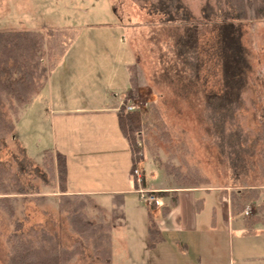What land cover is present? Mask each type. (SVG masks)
I'll list each match as a JSON object with an SVG mask.
<instances>
[{
  "label": "rangeland",
  "instance_id": "374dc122",
  "mask_svg": "<svg viewBox=\"0 0 264 264\" xmlns=\"http://www.w3.org/2000/svg\"><path fill=\"white\" fill-rule=\"evenodd\" d=\"M159 1L0 0V30L43 31L42 63L46 78L50 69L53 71L41 90L20 109L18 119L9 114L15 120L13 131L6 134L0 147V156L7 165L13 171L22 166L21 178L39 191L12 199L15 217L21 219L26 230L45 226L67 247L80 239L67 217L69 203L60 188L54 153L45 162L47 153L56 151V134L60 140L62 131L59 120L56 122L58 117L54 121L47 111L50 109L48 94L62 90L65 97L61 100L69 107L99 106L104 101L120 106L123 94L130 89L128 69L139 84V96L128 103L135 105L134 110L143 117L145 125L144 139L140 140L143 160L135 162L144 170L148 184L159 186L163 182L165 186L180 188L169 173L170 168L179 166L182 174L192 179H196L195 173H198L204 181L198 187H227L238 196L232 201L234 207L241 206L242 210H248V216L264 219L261 194L264 187H249L264 184V142L260 140L263 130L259 120L264 108V20L254 15L252 0H245L250 16L242 24L243 41L250 49L255 47L254 71L242 92V105L235 109L231 119L219 125L223 128L221 131L210 114L211 109L206 107L205 94L221 92L222 70L212 46L214 23L229 11L230 5L226 0H181L200 29L197 55L193 51L186 54L189 64L200 62V76L197 85L188 90L165 79L166 68L173 64L182 67L183 60L174 50V31L180 33L182 26H166L161 22L163 15L151 9ZM207 5L215 13L206 20L203 9ZM50 27L59 30H49ZM67 44L71 46L66 48ZM189 64L185 74L191 76L195 70ZM72 117H76L70 118L77 122L76 126H65V129L78 127L79 121L90 116ZM161 121L167 125L170 140L160 137L161 131L156 126ZM235 131L242 136L240 144ZM242 148L244 166L234 160L236 149ZM135 194L144 206L152 207ZM200 195L207 197L201 217L204 226L200 233L190 235L193 245L199 244L204 258L210 257L209 261L219 264H241L248 257V264L256 263L260 252H264V230H261L264 225L254 223L241 211L236 216L237 207L229 212L225 192L221 189ZM78 201L84 202L82 210L90 221L108 223L103 219V212L92 208L88 197L80 196ZM13 226L14 219L0 207V264H5L7 237ZM139 233L131 236L135 245L140 244L136 239ZM114 242L116 258L127 257L125 236L117 233ZM92 252L89 248L85 255H78L67 264H106L91 260ZM137 255L139 252L132 250L127 263L157 264L154 252L144 258ZM172 255L166 254L167 257Z\"/></svg>",
  "mask_w": 264,
  "mask_h": 264
},
{
  "label": "trees",
  "instance_id": "16d2710c",
  "mask_svg": "<svg viewBox=\"0 0 264 264\" xmlns=\"http://www.w3.org/2000/svg\"><path fill=\"white\" fill-rule=\"evenodd\" d=\"M226 2L230 5V9L221 14V19L214 23L215 39L212 43L214 54L222 70L221 92L210 91L205 94L206 107L211 109L210 114L215 118L216 127L221 131L223 128L219 125L223 124L226 119H231L235 109L242 105V92L245 90L250 74L254 71V54L243 41L242 24L249 19L250 11L246 7L245 0H226ZM252 3L254 15L258 19L264 20V0H252ZM151 9L163 15L161 22L164 25L176 24L178 28L182 26L180 33L174 31L176 34L174 50L176 55L183 60L182 67L179 68L173 64L166 68L165 79L177 82L184 89L192 90L199 80L201 64L199 61H191L189 64L186 54L193 51L197 55L195 50L199 47L200 41L198 23L193 22V15L181 0H160ZM214 13V9L209 5L203 9V16L206 20L210 19L211 14ZM49 30L57 31L59 29L50 27ZM44 41L45 34L41 30H0V147L6 134L13 131L15 120L12 117L15 116L18 119L20 109L26 106L44 85L46 79V68L42 63ZM187 64L193 66L195 70L191 76L185 74ZM130 82V90L118 111L119 124L123 134L129 138L136 158L143 160L142 146L139 144L140 140L144 139L143 117L138 111H127L125 107L126 103L139 96V84L132 74ZM220 113L222 115L218 117ZM259 115L263 130L260 140L262 139L264 142V108ZM221 121L222 123H219ZM156 127L161 131V138L170 140V133L166 130L167 125L164 121H161ZM235 134L236 140L240 144L242 136L239 131H235ZM225 137L227 136L225 135ZM236 150L237 155L234 160L244 166V149ZM50 154V152L47 153L45 162L48 161ZM19 167V170L13 171L0 156V207L14 219V226L7 237L8 250L5 264H67L76 256L85 255L89 248H92L93 251L90 256L91 260L110 263L112 226L103 221L98 223L90 221L82 210L85 207L84 202L78 201L80 196L66 193L67 164L65 157L57 156V174L61 184L60 188L64 193L63 196H66V201L69 203L67 217L72 229L80 237L71 247L63 245L58 236L45 226H32L26 230L21 219L15 217L16 211L12 205V199L18 195L26 196L39 193L37 189L21 178L20 174L23 170H21L22 166ZM169 173L180 188L198 187L204 182L199 178L198 173H195L196 179L182 174L179 166L170 168ZM235 186L238 185L235 183ZM263 186L264 184L249 185L253 188ZM163 194L165 192H157L158 196ZM235 196L234 193L233 200ZM250 198L253 199L254 196L251 195ZM199 203L202 205V201ZM167 211L168 208L165 207L164 212ZM148 232L151 246L156 245L162 239L152 214L149 215Z\"/></svg>",
  "mask_w": 264,
  "mask_h": 264
},
{
  "label": "crops",
  "instance_id": "0c3cea01",
  "mask_svg": "<svg viewBox=\"0 0 264 264\" xmlns=\"http://www.w3.org/2000/svg\"><path fill=\"white\" fill-rule=\"evenodd\" d=\"M70 46L67 44L65 47ZM247 47L250 49L249 46ZM254 49L255 47L250 49L253 54L255 53ZM52 73L53 71L50 69L44 84ZM128 73V86H130L131 69L130 71L128 69ZM127 92L123 94L122 103ZM114 95L117 96L118 94L114 93ZM48 97L50 100L47 107L50 109L47 111L50 112L54 121L58 117L56 122L59 120V128L62 130L59 132L60 140L56 134V151L50 153H54L55 159L58 155H63L66 159V193L88 197L93 203L92 208L103 212L104 221L112 226L110 231L112 239L111 264H128L127 258L131 257L132 250L138 251L139 255L137 256H141L140 258L154 252L158 257L157 264H215L217 261H209L210 257L204 258L201 249H199V244L193 245V240L190 237L191 234L200 233L204 226L201 217L206 208L207 197L200 195L202 192L208 194L212 190L221 189L225 192L229 212L237 207L236 216L240 215L239 212L241 211L254 223L259 222L264 225V219L254 217L255 215L248 216L244 212L245 209H241V206L234 207L233 194L228 191L227 187L176 188L165 186L163 182L156 186L148 184L145 176V183L149 189L162 191L165 194L159 195L157 203L151 208L144 206L137 200L135 194L136 184L132 173L135 165V154L129 138L123 134L119 124L118 111L122 104L118 106L115 102L107 103L104 101L99 106H64L61 99L65 95L62 90H54L48 94ZM78 115L80 118L90 117L79 121L80 125L74 129H65V126H76L77 122L70 118H76L72 116ZM54 164L57 169V162ZM261 194L264 196V190ZM199 201H202V205ZM165 207L168 208L166 213L164 212ZM150 214L155 219L162 236V239L154 246H151L149 241ZM248 226H250V222ZM139 229H142L140 233ZM116 232L125 236L127 242L125 254L127 257L123 255L116 258L114 247ZM138 233L140 236L139 239L138 237L136 239L140 244L135 245L131 236L138 235ZM167 253L173 255L167 257ZM248 259L250 257L244 258L241 264H248ZM258 259L254 264H264L263 251L260 252ZM147 264L152 263L148 262Z\"/></svg>",
  "mask_w": 264,
  "mask_h": 264
},
{
  "label": "built area",
  "instance_id": "2783aa9c",
  "mask_svg": "<svg viewBox=\"0 0 264 264\" xmlns=\"http://www.w3.org/2000/svg\"><path fill=\"white\" fill-rule=\"evenodd\" d=\"M126 110L131 111L136 109L134 104L126 103L125 104ZM140 144V143H139ZM138 160L135 156V161ZM133 178L136 184L135 192L138 194L141 200H144L149 205H154L158 201L157 190L149 189L145 184V174L144 170L139 166L138 163L135 162L133 168ZM248 214V210L245 211Z\"/></svg>",
  "mask_w": 264,
  "mask_h": 264
}]
</instances>
